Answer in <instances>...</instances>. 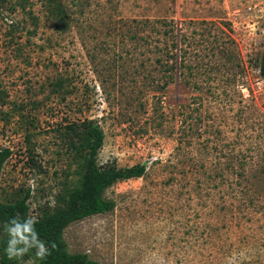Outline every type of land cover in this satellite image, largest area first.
<instances>
[{
	"label": "rangeland",
	"instance_id": "1",
	"mask_svg": "<svg viewBox=\"0 0 264 264\" xmlns=\"http://www.w3.org/2000/svg\"><path fill=\"white\" fill-rule=\"evenodd\" d=\"M8 1L0 201L28 192L29 216L51 211L72 177L57 130L93 119L104 134L98 164L146 172L104 192L111 212L64 229L70 254L100 264H264V0ZM148 18L173 21L166 68L183 56L197 69H176L163 86L150 34L132 22ZM238 173L246 189L215 186Z\"/></svg>",
	"mask_w": 264,
	"mask_h": 264
},
{
	"label": "trees",
	"instance_id": "2",
	"mask_svg": "<svg viewBox=\"0 0 264 264\" xmlns=\"http://www.w3.org/2000/svg\"><path fill=\"white\" fill-rule=\"evenodd\" d=\"M8 4L11 6L10 1L0 0V16ZM132 22L136 24L138 32H149L150 34L155 52L154 66L158 73H162L163 86L171 82L174 77L171 73L176 69L182 70V72L184 69L190 71L197 69L195 65L189 64L183 56L179 64L174 63L169 69L166 68L168 63L166 60L170 57L167 39L171 33H174L172 19H133ZM172 58H174L173 55ZM168 72H170L169 76ZM258 72L264 78V50L260 56ZM60 81L58 86L62 88L64 81L63 79ZM57 131L61 146L70 159L67 172L72 174L71 182L58 195L54 208L51 211H45L35 225L39 238L45 242H55L57 247L43 260L35 257L34 249L19 260H9L5 255L4 249L8 237L3 231L2 225L17 213L21 218L29 216L27 203L29 193L25 192L14 202L3 203L0 201V264H20L30 257L35 259L34 264H100L89 259L85 253L70 254L63 238L64 229L84 218L111 212L114 203L103 196L104 192L117 182L141 178L145 175L146 167L141 164L130 167L98 164L97 154L103 144L104 134L95 120L73 119L60 124ZM26 139L29 141L27 136ZM9 154L10 151L7 149L0 151V168ZM72 166L74 168L72 172H69L68 169ZM218 178L216 187L224 185L225 182L231 184L232 190L242 191L248 187L245 175L240 173L236 174L232 181L221 175Z\"/></svg>",
	"mask_w": 264,
	"mask_h": 264
},
{
	"label": "clouds",
	"instance_id": "3",
	"mask_svg": "<svg viewBox=\"0 0 264 264\" xmlns=\"http://www.w3.org/2000/svg\"><path fill=\"white\" fill-rule=\"evenodd\" d=\"M37 223L38 214L21 218L17 213L2 225L3 231L8 237L4 252L9 260L22 259L33 249L35 257L43 260L56 249L55 242H45L39 238L35 228Z\"/></svg>",
	"mask_w": 264,
	"mask_h": 264
}]
</instances>
